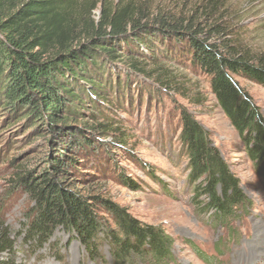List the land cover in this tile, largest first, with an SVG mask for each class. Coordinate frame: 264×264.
<instances>
[{"label":"trees","instance_id":"trees-1","mask_svg":"<svg viewBox=\"0 0 264 264\" xmlns=\"http://www.w3.org/2000/svg\"><path fill=\"white\" fill-rule=\"evenodd\" d=\"M100 3L0 0V109L29 127L30 144L42 138L51 147L43 164L24 170L16 181L34 201L25 213L22 235L29 247L41 249L62 228L92 255L104 235L117 264L133 258L169 264L173 240L160 226L142 222L112 201L83 197L63 177L79 172L86 149L98 140L94 131H113L115 145L127 151L123 127L113 128L118 118L114 114L125 101L131 102L132 89L141 92L143 78L171 86L174 78L160 81L157 76L172 74L164 58L186 55L210 77L216 105L240 136L246 156L264 170V115L237 80L264 87V52H252L219 27L205 38L204 30L164 17L143 22L130 6L113 9L106 1L96 20L93 12ZM179 109V140L188 159L193 200L206 208L212 221L227 225L250 209V199L198 114ZM82 121L85 126L80 128ZM118 123L123 124L120 119ZM126 183L137 186L131 180ZM14 244L0 232V254H13Z\"/></svg>","mask_w":264,"mask_h":264},{"label":"rangeland","instance_id":"rangeland-1","mask_svg":"<svg viewBox=\"0 0 264 264\" xmlns=\"http://www.w3.org/2000/svg\"><path fill=\"white\" fill-rule=\"evenodd\" d=\"M105 1L113 9L118 4L130 6L143 22L164 17L204 30L205 38L211 28L216 31L219 27L226 35L240 39L252 52H264V0H101L93 12L96 20L102 16ZM190 58L188 55L164 58L172 74L159 72L157 76L160 81L174 78V85L143 78L141 92L132 89L131 102L125 101L118 108L113 128L123 127L127 151L115 145L117 137L113 131L107 134L94 131L98 140L94 147L86 149L79 172L63 178L69 179L83 197L112 201L142 222L160 226L173 240L169 264H264V170H258L246 156L240 136L216 105L210 77L193 67ZM237 80L264 115V87L248 79ZM179 107L198 114L250 199V209L227 225L212 221L206 208H200L193 200L188 159L179 140ZM15 120L0 109V232L15 240L13 254L1 253L0 261L117 264L104 235L93 255L62 228L41 249L25 244L22 235L27 223L25 213L34 201L16 186V181L24 170L43 164L51 147L48 139L42 138L30 144L27 137L31 130ZM83 124L82 121L77 125L82 128ZM127 180L137 186L130 187ZM99 215L110 219L102 211ZM126 264L153 263L149 258H133Z\"/></svg>","mask_w":264,"mask_h":264},{"label":"bare ground","instance_id":"bare-ground-1","mask_svg":"<svg viewBox=\"0 0 264 264\" xmlns=\"http://www.w3.org/2000/svg\"><path fill=\"white\" fill-rule=\"evenodd\" d=\"M259 253V252H258ZM254 255V254H253ZM263 255V254H262ZM255 256V255H254ZM257 256V255H256Z\"/></svg>","mask_w":264,"mask_h":264}]
</instances>
